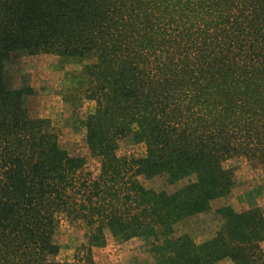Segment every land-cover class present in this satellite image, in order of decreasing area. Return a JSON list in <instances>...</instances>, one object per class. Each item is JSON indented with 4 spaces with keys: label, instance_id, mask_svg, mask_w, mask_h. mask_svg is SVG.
Returning <instances> with one entry per match:
<instances>
[{
    "label": "trees",
    "instance_id": "obj_1",
    "mask_svg": "<svg viewBox=\"0 0 264 264\" xmlns=\"http://www.w3.org/2000/svg\"><path fill=\"white\" fill-rule=\"evenodd\" d=\"M40 54L90 61L81 123L96 174L31 112L15 65ZM235 159L264 169V0H0V264H112L93 257L109 238L142 240L148 264H264V211L213 210ZM209 213L208 239L177 228ZM64 220L87 230L72 260Z\"/></svg>",
    "mask_w": 264,
    "mask_h": 264
},
{
    "label": "rangeland",
    "instance_id": "obj_2",
    "mask_svg": "<svg viewBox=\"0 0 264 264\" xmlns=\"http://www.w3.org/2000/svg\"><path fill=\"white\" fill-rule=\"evenodd\" d=\"M89 60L77 61L63 59L56 55L40 54L25 56L16 63L17 74L34 89L29 98L32 114L52 121L54 130L72 155L87 157V171L96 174L98 160L91 158L85 145L82 120L91 109L89 102L82 101V93L87 87L83 67ZM120 153L141 156L144 146L123 145ZM236 174V185L227 199L213 202V210L232 205L237 210L260 207L264 211V169L254 161L235 159L231 162ZM148 187L157 190L173 191L174 185L164 179L145 181ZM218 227L213 213L194 217L178 225L180 232H191L198 241L208 239ZM86 228L80 222L62 221L58 229L57 240L60 245V259L72 260L78 248L86 242ZM93 257L99 263L112 264H148L152 257L146 244L140 239L116 242L109 238L104 248L93 249ZM221 264H230L224 261Z\"/></svg>",
    "mask_w": 264,
    "mask_h": 264
}]
</instances>
